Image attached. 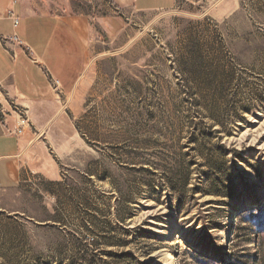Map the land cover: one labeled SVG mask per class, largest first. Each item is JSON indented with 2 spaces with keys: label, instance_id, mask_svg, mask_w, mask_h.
<instances>
[{
  "label": "rangeland",
  "instance_id": "374dc122",
  "mask_svg": "<svg viewBox=\"0 0 264 264\" xmlns=\"http://www.w3.org/2000/svg\"><path fill=\"white\" fill-rule=\"evenodd\" d=\"M107 17L0 190V264H264V0Z\"/></svg>",
  "mask_w": 264,
  "mask_h": 264
},
{
  "label": "crops",
  "instance_id": "0c3cea01",
  "mask_svg": "<svg viewBox=\"0 0 264 264\" xmlns=\"http://www.w3.org/2000/svg\"><path fill=\"white\" fill-rule=\"evenodd\" d=\"M77 1L0 0V190L21 185L27 158L37 154V136L54 125L65 95L102 52L100 21L109 17L107 30L122 25L118 33L126 13L169 10L179 0H81L107 12L98 16ZM9 10L19 18L17 27ZM16 104L28 109L31 122L21 134L13 133Z\"/></svg>",
  "mask_w": 264,
  "mask_h": 264
},
{
  "label": "built area",
  "instance_id": "2783aa9c",
  "mask_svg": "<svg viewBox=\"0 0 264 264\" xmlns=\"http://www.w3.org/2000/svg\"><path fill=\"white\" fill-rule=\"evenodd\" d=\"M8 17L12 20L14 27H17L19 25V18L14 14L13 10L8 11ZM11 41H16L17 36L14 35L12 37H9ZM15 112L17 114L16 119V128L13 130V133L15 134H21L27 127H29L31 124L29 116H28V109L24 106L15 105ZM0 116H4L3 108L0 104Z\"/></svg>",
  "mask_w": 264,
  "mask_h": 264
}]
</instances>
